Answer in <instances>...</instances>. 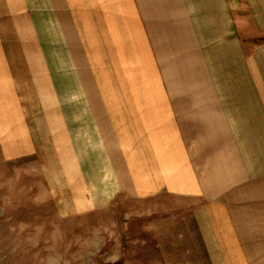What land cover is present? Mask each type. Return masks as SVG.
Returning <instances> with one entry per match:
<instances>
[{"label":"crops","instance_id":"0c3cea01","mask_svg":"<svg viewBox=\"0 0 264 264\" xmlns=\"http://www.w3.org/2000/svg\"><path fill=\"white\" fill-rule=\"evenodd\" d=\"M232 33L245 40L232 55L244 60L241 68L246 66L251 85L264 88V0H0L1 151L7 159L55 148L69 156L72 144L73 171L66 172L64 166H70L63 162L56 177L45 174L53 192L76 193L63 208L102 207L120 192L191 197L197 200L194 216L211 262L264 264V163L247 165L243 145L237 150L227 130H214L215 85L200 77L201 40L206 60L223 62L226 87ZM74 37L95 47L101 64L110 56L119 80L96 77L94 85L112 129L121 117L118 86L141 81L142 96L134 101H142L152 118L159 115V130H88L96 143L90 160L86 149L76 146L84 136L62 130L61 148L52 147L49 134L40 138L39 127L28 125V119L38 118L39 107L35 111L32 105L29 113L24 104L52 102L54 83L38 82L32 66L15 62L14 49L23 47V40ZM22 70L30 73L23 78ZM200 103L207 104L203 130Z\"/></svg>","mask_w":264,"mask_h":264},{"label":"rangeland","instance_id":"374dc122","mask_svg":"<svg viewBox=\"0 0 264 264\" xmlns=\"http://www.w3.org/2000/svg\"><path fill=\"white\" fill-rule=\"evenodd\" d=\"M230 39L232 46L226 44L231 48V59L226 58V87L222 86L223 62L207 61L200 40V77L215 85L214 130H227V138L237 150L243 145L240 153L247 165L256 160L264 163V101L259 96L260 90L264 95V88L251 85L246 66L241 68L244 60L237 61L232 55L235 48L241 49L243 39L235 33ZM22 43L23 47L14 49L15 62L32 66L38 82L49 79L54 83L52 102L24 104L29 113L32 105L35 111L39 107L38 118L32 123L28 119V125L39 127L40 138L49 134L52 147L61 148L59 137L62 130H68L85 137L83 144L76 146L86 149L87 158L93 160L96 143L88 130H159V115L152 118V113L143 110L142 101H134L138 93L142 96L141 81L118 86L121 117L113 120L112 129L94 85L96 77L119 80L117 74L112 75L110 56H104L107 59L101 64L96 48L86 47L84 40L76 37ZM20 73L25 78L30 71ZM206 106L199 104L200 130ZM40 146L44 149L46 143ZM40 153L7 159L0 148V264H214L194 216V198L165 192L136 197L120 192L102 207L66 209L63 202H73L76 193L53 192L46 175L56 177L63 162L70 166H64L66 172L73 171L75 156L58 148ZM72 183L73 188L77 186Z\"/></svg>","mask_w":264,"mask_h":264}]
</instances>
